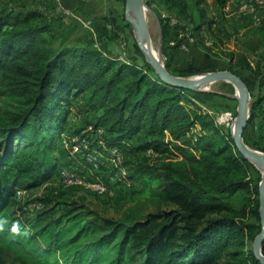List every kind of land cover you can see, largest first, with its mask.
<instances>
[{
	"label": "trees",
	"instance_id": "1",
	"mask_svg": "<svg viewBox=\"0 0 264 264\" xmlns=\"http://www.w3.org/2000/svg\"><path fill=\"white\" fill-rule=\"evenodd\" d=\"M204 1L145 3H159L191 24V35L199 39L203 25L213 23ZM48 30L39 11L0 9V261L7 256L17 264H261L252 246L262 230L261 172L238 151L231 133L221 135L223 144L194 134L198 125L216 128L208 113L188 104L196 106L188 93L198 91L164 82L147 61L141 68L67 39L56 45L58 35L46 36ZM258 35L264 46V28ZM166 55V67L175 74L172 55ZM227 55L229 70L252 96L247 130L255 117L264 118V51L255 66L241 52ZM237 68L249 71L250 80ZM178 70L181 76L213 71ZM80 94L96 129L90 132L104 146L180 159L160 165L136 159L127 177L137 183L131 194L138 207L120 217L80 204L47 222L41 214L24 218L23 206L13 205L20 177L37 169L26 184L31 189L57 170L63 159L57 152L58 125L68 113L57 110ZM167 132L169 140L163 138ZM245 132V142L264 152L261 128L257 139ZM250 171L259 174L257 181ZM238 198L245 204L236 205ZM141 204L149 210L142 212Z\"/></svg>",
	"mask_w": 264,
	"mask_h": 264
},
{
	"label": "rangeland",
	"instance_id": "2",
	"mask_svg": "<svg viewBox=\"0 0 264 264\" xmlns=\"http://www.w3.org/2000/svg\"><path fill=\"white\" fill-rule=\"evenodd\" d=\"M208 1L210 4L208 11H213L215 9L213 0ZM125 4L126 0H0V9L39 11L44 16V24L49 26L46 36L58 35L56 45L67 39L68 43L92 47L104 56L115 58L117 62H127L132 66L142 68L147 60L137 43L134 27L125 16ZM204 4L207 2L204 1ZM216 5L221 8L224 15L226 14L223 20L247 14L252 16L257 24L264 21V19L262 20L264 0H243L239 7H234V2L231 0H217ZM157 19L168 25L167 40L164 38L162 26L158 25ZM147 20L152 49L160 53L165 64L169 58V55L166 54L169 52L172 55L170 65L173 67H170L175 71V75L181 76L178 69H191L193 66L213 69V71L229 70L230 58L224 49L227 48L226 44L232 47L233 43L229 41L228 36H225L223 42L213 36V31L212 34H209V30L205 28L201 30L199 39L195 36L192 37V25L187 24L185 27L184 21L171 15L159 3H154L151 7L148 6ZM203 27L208 26L205 24ZM235 37L239 36L235 35ZM170 39L174 41L173 45H170ZM218 41L222 42V49L215 47L219 44ZM207 43L210 44V47L206 45ZM259 53L255 45L252 44L247 46L245 56L250 62L256 64ZM237 69L247 80H250L252 74L249 71ZM207 92L215 95L206 94ZM188 98L196 106L192 103L188 104L197 107L203 113H208L216 126L215 129H209L198 125L194 134L198 137L208 136L218 144H223L224 139L221 138V135L231 133L238 114L239 100L233 84L224 80L217 81L209 84L203 90H199L198 93H188ZM70 102V106L64 105L63 109L57 110V114H65L68 111L66 122L58 125L60 130L58 128L57 131L60 132L57 152L63 159L54 174L39 187L26 188V184L32 178V172L35 174L37 169L20 177L18 188L15 191L20 189L21 194L18 195L16 192L14 194V209L23 206L24 218L41 214L46 222L80 204H85L105 216L120 217L125 211L138 207L131 194V190L137 183L125 177L121 173V169H126L125 172L128 176V168L132 167L138 159L147 164L160 165L169 160L180 158L171 154H158L152 150L132 152L120 145L104 146L102 141L97 140V134L90 132V130L96 129L89 123L92 119L88 118L85 113L82 95L72 97ZM2 110L3 99L0 95V111ZM259 128L264 135V118L260 115L255 117L245 134L257 139ZM218 131L220 132L218 133ZM98 133L104 134L103 129L100 128ZM163 138L169 140V133L167 132ZM133 140L134 143H138L137 139ZM118 155L120 158L116 159L115 156ZM88 158L95 159L98 162V167L95 160L90 162ZM10 164L13 167L15 161H11ZM14 167L12 169L17 171L18 167L15 165ZM64 167L80 180L70 183L63 179L61 170ZM258 177L257 172L250 171L251 179L257 181ZM33 178L32 180H34ZM234 202L236 205L245 204L243 201L241 202L240 198ZM139 207L142 212L149 210L142 204ZM0 264L17 263L5 256V263L0 261Z\"/></svg>",
	"mask_w": 264,
	"mask_h": 264
},
{
	"label": "water",
	"instance_id": "3",
	"mask_svg": "<svg viewBox=\"0 0 264 264\" xmlns=\"http://www.w3.org/2000/svg\"><path fill=\"white\" fill-rule=\"evenodd\" d=\"M147 10L148 6L145 0H126L125 16L134 27L137 43L143 51L147 62L155 69L157 75L164 82L177 88L199 91L211 83L224 80L233 84L237 91L239 100L238 114L231 133L238 151L261 172L259 201L262 230L256 236L252 246L255 257L261 264H264V254L262 251L264 243V152L249 146L244 139V132L250 120L251 93L248 86L239 75L230 70L209 71L189 76L175 75L170 72L164 61H162L160 53L156 56L152 49Z\"/></svg>",
	"mask_w": 264,
	"mask_h": 264
},
{
	"label": "crops",
	"instance_id": "4",
	"mask_svg": "<svg viewBox=\"0 0 264 264\" xmlns=\"http://www.w3.org/2000/svg\"><path fill=\"white\" fill-rule=\"evenodd\" d=\"M205 1L207 2L206 6H207L208 18H210L213 21V23H212L210 28L202 27V29L206 28L207 30H209L208 31V33L210 32L209 34H212V31H213L214 32L213 36H216L219 40H221L223 42L225 40V36H228V39L230 42L233 43V46L231 47V45H230V47H229L228 44H226L227 48L224 49V51L226 53L241 52L244 55H246L247 46L248 45L251 46L252 44L255 45L256 50H258V53L264 51L262 39L258 35V29L264 28V21H263V23L257 24V23H255L254 18L252 16L247 15V14H243L240 17L234 16L235 18L234 17H228L230 19L223 20L225 18L226 14L224 15L221 8L217 7V5H216L217 0H213V8H215L213 11H208V7L210 6V4L208 3L209 2L208 0H205ZM231 1L234 2V7H239L241 2H243V0H231ZM263 19H264V16H263L262 20ZM157 20H158V25L162 26V29L164 31V38H165V40H167V36H169L168 25L163 24L162 21H160L159 19H157ZM225 21H228V23H225ZM184 24H185V27H187V24L186 23H184ZM227 24H228V27H226ZM163 25L165 28L163 27ZM235 31H238V32H235ZM235 35L239 36V37L237 38V37H235ZM192 37H194V35ZM211 40L213 42V39H211ZM217 43H219V44H217V46H215V47H219L222 49V46H221L222 42L220 43V41H218ZM173 44H174V41H172V39H170V45H173ZM206 45L208 47H210L209 46L210 44L207 43ZM200 47H202V46H200ZM215 47H214V50H215ZM214 50H209V51L213 52ZM251 63H252V65H255L253 62H251ZM145 151H148V150H145Z\"/></svg>",
	"mask_w": 264,
	"mask_h": 264
},
{
	"label": "built area",
	"instance_id": "5",
	"mask_svg": "<svg viewBox=\"0 0 264 264\" xmlns=\"http://www.w3.org/2000/svg\"><path fill=\"white\" fill-rule=\"evenodd\" d=\"M259 2L261 3V1H259ZM115 157H116V159H119L120 158L119 155L118 156H115ZM88 159H89L90 162H94V160H95V159H91V158H88ZM95 162L97 163L96 166L98 167V162L96 160H95ZM125 170L124 169H121V173H123V175H125V177H127ZM61 175H62L63 179H65L66 181H68L70 183H73V182L76 183V182H78L80 180L78 177H76L73 174H71L70 170L67 169V168H65V167L61 170ZM16 193L18 195H20L21 194V190L20 189L17 190Z\"/></svg>",
	"mask_w": 264,
	"mask_h": 264
},
{
	"label": "bare ground",
	"instance_id": "6",
	"mask_svg": "<svg viewBox=\"0 0 264 264\" xmlns=\"http://www.w3.org/2000/svg\"><path fill=\"white\" fill-rule=\"evenodd\" d=\"M154 51V50H153ZM154 53L156 54V56H158V53H157V51H154ZM160 58V57H159Z\"/></svg>",
	"mask_w": 264,
	"mask_h": 264
}]
</instances>
